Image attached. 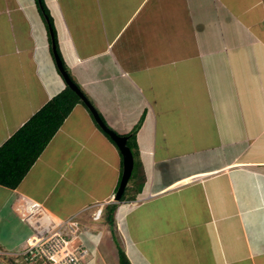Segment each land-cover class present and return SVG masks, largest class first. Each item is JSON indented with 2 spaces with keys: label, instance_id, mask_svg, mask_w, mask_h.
I'll return each instance as SVG.
<instances>
[{
  "label": "crops",
  "instance_id": "crops-1",
  "mask_svg": "<svg viewBox=\"0 0 264 264\" xmlns=\"http://www.w3.org/2000/svg\"><path fill=\"white\" fill-rule=\"evenodd\" d=\"M44 1L107 124H139L146 179L113 200L121 151L78 103L20 184H0V248L26 245L41 204L81 222L87 264H115L116 242L132 264H264V0ZM31 2L0 0V146L66 86Z\"/></svg>",
  "mask_w": 264,
  "mask_h": 264
},
{
  "label": "trees",
  "instance_id": "trees-1",
  "mask_svg": "<svg viewBox=\"0 0 264 264\" xmlns=\"http://www.w3.org/2000/svg\"><path fill=\"white\" fill-rule=\"evenodd\" d=\"M36 2L39 11L41 12L42 16L45 18L48 29L51 27L53 30V34H54L53 38L51 37L49 31V40L51 42V45L52 43H55V50L59 55L65 70L68 72L70 78L76 84H78L79 87L82 89L81 85L73 78V76L69 72L62 58L58 46L57 33H56L53 17L51 16V13L45 1L36 0ZM82 91L89 98V96L86 94V92L83 89ZM78 103L85 104L83 100L80 98V96L66 83V86L61 91H59L57 94L52 96L40 109H38L27 121H25L6 141H4V143L0 146V184L10 188H16L20 184V182L29 172L31 167L37 161L39 156L45 150L49 142L55 136L57 131L65 122L66 118L69 116L73 108ZM90 113L93 116L91 111ZM99 114L105 121L103 115L100 112ZM96 124L112 141H114L99 126L97 122ZM138 127L139 124L131 132L127 134L129 138L128 145L133 149V154L135 157L137 156L136 131ZM139 169L140 168L138 165V161L135 159V165L131 176V180H134L133 183L134 186L132 187L127 185L121 200H124L127 197H130L129 199H135L138 193L142 191L146 178L142 171H138ZM117 205L118 204L114 202L113 204L107 206V221L112 226L114 225V212ZM118 254H119V264H132L128 255L126 254L124 249L120 246L118 247ZM10 260H11L10 261L11 264H19L14 259H10Z\"/></svg>",
  "mask_w": 264,
  "mask_h": 264
},
{
  "label": "built area",
  "instance_id": "built-area-1",
  "mask_svg": "<svg viewBox=\"0 0 264 264\" xmlns=\"http://www.w3.org/2000/svg\"><path fill=\"white\" fill-rule=\"evenodd\" d=\"M23 221L30 226L32 235L22 249H0V264H11V257L15 261L22 258L29 264H87L85 256L89 248L72 244L82 229L76 216L61 217L36 204L31 205Z\"/></svg>",
  "mask_w": 264,
  "mask_h": 264
},
{
  "label": "water",
  "instance_id": "water-1",
  "mask_svg": "<svg viewBox=\"0 0 264 264\" xmlns=\"http://www.w3.org/2000/svg\"><path fill=\"white\" fill-rule=\"evenodd\" d=\"M51 37L53 38V30L49 28ZM52 50L54 59L56 61L57 67L62 74L63 78L67 85H69L83 100V102L87 105L89 110L92 112L95 121L99 124V126L115 141L117 146L119 147L122 157H123V170L120 179L119 186L114 194L113 200L120 201L126 187L131 179L134 165H135V158L131 147L128 145V136L123 135L115 131L112 127H110L107 122L103 120V118L99 114V110L96 108L95 104L85 95L82 89L76 84L69 76L68 72L65 70L62 61L55 50V43H52Z\"/></svg>",
  "mask_w": 264,
  "mask_h": 264
},
{
  "label": "rangeland",
  "instance_id": "rangeland-1",
  "mask_svg": "<svg viewBox=\"0 0 264 264\" xmlns=\"http://www.w3.org/2000/svg\"><path fill=\"white\" fill-rule=\"evenodd\" d=\"M32 2L31 3H33V0H31ZM35 2H36V0H34ZM29 8V12H30V14L33 16V18H35V16H36V14H34L33 13V10L30 8V7H28ZM37 8H38V5H37ZM41 17V16H40ZM46 23V22H45ZM44 24V23H43ZM45 25V24H44ZM47 26V25H46ZM48 28V27H47ZM56 29V28H55ZM57 33V32H56ZM39 35V37L40 38H42L43 40H45V38L47 37V34L46 33H39L38 34ZM48 36H49V32H48ZM58 40V39H57ZM43 54H44V50L42 49V48H40V57H42L43 56ZM42 62H43V70H44V72H45V74H46V76L49 78V80L50 81H52L51 80V78H52V74L54 73V72H51V69H50V65H46V66H44L46 63H45V61L44 60H42ZM55 63H56V61H55ZM57 66V65H56ZM55 67V66H54ZM58 68V67H57ZM59 70V69H58ZM60 72V71H59ZM82 86V85H81ZM82 89L86 92V90L82 87ZM87 93V92H86ZM88 95V94H87ZM89 96V95H88ZM90 97V96H89ZM12 106V105H11ZM132 149V148H131ZM132 151H133V149H132ZM42 176H44V175H42ZM132 182H134V180H129V186H130V184L132 183ZM79 242V240L76 238V240L75 241H73L72 242V244H73V246L74 245H77V243ZM117 243V246L119 245V243L118 242H116ZM120 246V245H119ZM118 246V247H119ZM104 247L106 248V250L107 249H109V246H108V244H104ZM121 247V246H120ZM145 247V249L146 250H148L147 251V253L149 254V245H147V246H144ZM16 248H18V247H16ZM118 250V249H117ZM116 255V254H115ZM114 254H111V257H112V261L115 263V264H118L119 263V258H118V261H117V258L115 259V258H113L114 256H115ZM19 264H27L26 262H23V261H18V260H16Z\"/></svg>",
  "mask_w": 264,
  "mask_h": 264
},
{
  "label": "clouds",
  "instance_id": "clouds-1",
  "mask_svg": "<svg viewBox=\"0 0 264 264\" xmlns=\"http://www.w3.org/2000/svg\"><path fill=\"white\" fill-rule=\"evenodd\" d=\"M129 184V183H128ZM31 235H32V233H31ZM28 241V240H27ZM26 244H27V242H26ZM25 246H23L22 248H24ZM22 248H20V249H22ZM0 249H2V248H0ZM2 250H11V249H2ZM12 250H19V249H12ZM10 259H14V257H11V258H9V260ZM15 260V259H14ZM11 261V260H10ZM18 261H23V262H25L22 258H20V260H18ZM17 262V261H16ZM27 263V262H26ZM27 264H29V263H27Z\"/></svg>",
  "mask_w": 264,
  "mask_h": 264
}]
</instances>
